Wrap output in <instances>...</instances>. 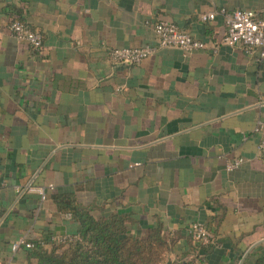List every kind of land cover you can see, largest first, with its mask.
I'll return each instance as SVG.
<instances>
[{
    "label": "crops",
    "instance_id": "obj_1",
    "mask_svg": "<svg viewBox=\"0 0 264 264\" xmlns=\"http://www.w3.org/2000/svg\"><path fill=\"white\" fill-rule=\"evenodd\" d=\"M222 8L264 17V0H0V264H36L12 250L18 239L75 238L68 203L125 216L142 238L162 226L170 262L199 251L206 264L263 262L264 61L222 43ZM13 9L42 33L41 52L9 33ZM160 20L209 47L112 61L111 48L155 45ZM194 222L215 245L200 250Z\"/></svg>",
    "mask_w": 264,
    "mask_h": 264
},
{
    "label": "trees",
    "instance_id": "obj_2",
    "mask_svg": "<svg viewBox=\"0 0 264 264\" xmlns=\"http://www.w3.org/2000/svg\"><path fill=\"white\" fill-rule=\"evenodd\" d=\"M12 13L13 18L23 19L19 10L13 9ZM66 207L80 224L78 235L51 249L45 248L44 242L35 241L31 255L37 259L36 264H206L200 251L193 257L170 262L175 239L168 236L162 226L152 228L147 237L142 238L129 233L125 216L97 219L91 207L74 203ZM199 248L205 251L207 247Z\"/></svg>",
    "mask_w": 264,
    "mask_h": 264
},
{
    "label": "built area",
    "instance_id": "obj_3",
    "mask_svg": "<svg viewBox=\"0 0 264 264\" xmlns=\"http://www.w3.org/2000/svg\"><path fill=\"white\" fill-rule=\"evenodd\" d=\"M220 13L224 15L227 25V33L222 43L231 46L241 44L249 54L258 53L259 60L264 61V17L257 11L251 9L228 11L222 8ZM216 15L217 13L213 11L205 13L201 15V20L204 22L212 21L216 18ZM1 25L2 22L0 19V28ZM7 28L12 36L27 41L35 51L41 52L43 50L42 33L29 26L25 21L10 18L7 23ZM154 29L158 39L155 45L111 48L109 52L112 61L116 64H140L145 58L161 48L179 47L187 52H194L209 47L206 41L194 38L172 21H157ZM217 46H214V50H216ZM258 130L261 132V140L258 148L264 155V121L258 122ZM243 161L244 159L242 157H235L227 163L226 167L228 170L235 169ZM189 234L193 242L200 247H211L216 244V237L213 231L201 222L192 223L189 227ZM69 240L71 239L67 237L60 239L63 243H67ZM39 241L43 243L42 240ZM33 247H35V241H29L23 238L14 241L12 244L13 251L21 248L32 249ZM260 264H264V261Z\"/></svg>",
    "mask_w": 264,
    "mask_h": 264
},
{
    "label": "water",
    "instance_id": "obj_4",
    "mask_svg": "<svg viewBox=\"0 0 264 264\" xmlns=\"http://www.w3.org/2000/svg\"><path fill=\"white\" fill-rule=\"evenodd\" d=\"M245 258H246V256H244V257L241 259V261H240V263H239V264H243V262H244Z\"/></svg>",
    "mask_w": 264,
    "mask_h": 264
}]
</instances>
